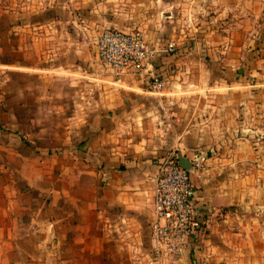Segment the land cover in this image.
Returning <instances> with one entry per match:
<instances>
[{
    "label": "crops",
    "instance_id": "0c3cea01",
    "mask_svg": "<svg viewBox=\"0 0 264 264\" xmlns=\"http://www.w3.org/2000/svg\"><path fill=\"white\" fill-rule=\"evenodd\" d=\"M35 1L0 0V80L12 96L2 122L14 127L0 131V264H149L150 178L179 151L205 153L194 186L209 211L175 264H264V151L227 132L238 118L253 126L264 94V49L256 61L239 52L255 43L263 0H133L125 14L111 0ZM110 25L175 40L155 68L178 80L156 94L98 73L83 38ZM210 54L224 71L206 67ZM254 207L259 216L246 213Z\"/></svg>",
    "mask_w": 264,
    "mask_h": 264
},
{
    "label": "built area",
    "instance_id": "2783aa9c",
    "mask_svg": "<svg viewBox=\"0 0 264 264\" xmlns=\"http://www.w3.org/2000/svg\"><path fill=\"white\" fill-rule=\"evenodd\" d=\"M83 42L96 50L97 72L110 76L115 81L129 76L146 82L150 90L160 94L169 83L160 74L156 61L172 55L177 49L174 40L164 44L149 41L140 29L123 31L109 27L94 39ZM206 156L199 152L190 160L192 170L182 169L176 155L166 156L159 162L153 183V219L150 222L152 250L149 264H175L190 248L192 238L202 231L204 218L209 208L198 204L191 177L200 173Z\"/></svg>",
    "mask_w": 264,
    "mask_h": 264
},
{
    "label": "rangeland",
    "instance_id": "374dc122",
    "mask_svg": "<svg viewBox=\"0 0 264 264\" xmlns=\"http://www.w3.org/2000/svg\"><path fill=\"white\" fill-rule=\"evenodd\" d=\"M94 1H95V6H96V5H100L103 0H94ZM104 1L108 2L107 0H104ZM35 2L36 3H34L33 5L44 6L46 3L49 5H52L54 1L53 0H38V2L37 1H35ZM111 3H113V6L118 9L117 10L118 12H124L123 14H125L127 11L133 12L132 11L134 9L133 0H121V1L111 0ZM97 8L100 9L99 7H97ZM115 8H113V11H111V17H114L116 12H117L115 10ZM120 8L122 10H120ZM237 19L239 22H241L245 19V17L239 15L237 17ZM253 19H254L253 22H254V42L255 43H253L249 47H243L242 50L239 52L242 55V57H245L246 54L249 56V54L252 53L254 56V60L256 61L259 58V56L261 54H263V49H264V45L262 43V40H264V0H263L262 10H260L258 12V14H256L254 16ZM113 26L114 25H110V27H113ZM238 34H240V32H237V35ZM252 54H251V56H252ZM205 57L207 59V62H205V65L208 69H210L211 72L224 71L223 66L226 64L222 63L219 58L215 59L213 57V54L206 55ZM218 63H220V64H218ZM96 70H97V67H96ZM237 71H239V70H237ZM258 71H260V70H258ZM5 73H7V72H1L0 78L4 77ZM11 74L13 75L12 78L14 79V81L17 82V84L20 87L22 84H28L29 79L27 77H25V75H23L21 73H11ZM168 80H169V83L166 85L165 88L169 87L170 85H173V81L174 80L177 81L178 79L177 78L170 79L168 77ZM4 85H5V79L0 80V118H1L0 119V131H6L7 133H10V132H12V129H14V127L6 125L5 122H2V120L6 119L5 115L8 111V108H9L7 105L11 102V97H12L11 95H6V93H5L6 86H4ZM259 88L264 89V87H259ZM255 94L257 95V99H255V102H254L253 126L247 128L246 126L240 125V124H242V122H241L242 119L238 118V125L227 127L228 128L227 132H230V131L233 132L234 139L236 138V142L237 141H244L243 137H245L246 135H247V137L250 136V139L253 142L255 155H259L260 153H263V151H264V116L262 115L263 112L261 110L259 111V108H260L259 106L264 101V99H263L264 94L263 93L258 94L257 91L255 92ZM262 95H263V97H262ZM12 101L21 102V96H19L18 98L15 97L14 99H12ZM17 113L20 114V111H18ZM176 140H178V139H176ZM179 141H180V139H179ZM230 142H231V140L227 143V146L229 145ZM186 147L188 148V146H186ZM183 151L187 152L186 150H183ZM1 163H2V161H1ZM1 163H0V165H1ZM0 173H1V171H0ZM199 174L200 173H197V172H193L191 174V177L193 179V183L195 184V186H198L197 188H199V186H200L199 185L200 184L199 176H198ZM2 176H3V174H0V177H2ZM255 209H256V207H254V209H248L250 212H246V213H249L252 216H255V215L259 216L260 212H261L260 211L261 208H258L256 210Z\"/></svg>",
    "mask_w": 264,
    "mask_h": 264
},
{
    "label": "water",
    "instance_id": "95a60500",
    "mask_svg": "<svg viewBox=\"0 0 264 264\" xmlns=\"http://www.w3.org/2000/svg\"><path fill=\"white\" fill-rule=\"evenodd\" d=\"M176 159H177L179 166L182 169L187 170V171L192 170V163L186 156H183L180 152H178L176 154Z\"/></svg>",
    "mask_w": 264,
    "mask_h": 264
}]
</instances>
